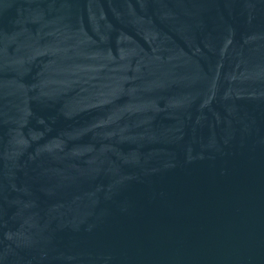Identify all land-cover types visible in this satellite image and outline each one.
<instances>
[{
  "label": "water",
  "instance_id": "95a60500",
  "mask_svg": "<svg viewBox=\"0 0 264 264\" xmlns=\"http://www.w3.org/2000/svg\"><path fill=\"white\" fill-rule=\"evenodd\" d=\"M0 264H264V0H0Z\"/></svg>",
  "mask_w": 264,
  "mask_h": 264
}]
</instances>
